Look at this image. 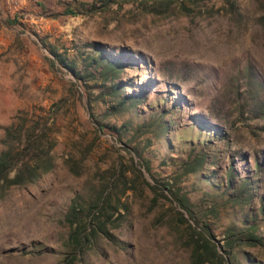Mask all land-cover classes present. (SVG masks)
I'll return each instance as SVG.
<instances>
[{"label":"rangeland","instance_id":"1","mask_svg":"<svg viewBox=\"0 0 264 264\" xmlns=\"http://www.w3.org/2000/svg\"><path fill=\"white\" fill-rule=\"evenodd\" d=\"M232 1L234 8L224 0L176 4L158 15L140 3H97L91 11L94 0H0V153L11 146L8 127L56 119L55 168L36 183L0 191V264H63L72 200L78 194L91 198L121 163L136 184L123 196L128 211L111 227L121 246L101 240L89 253L90 263L191 264L188 228L177 220L178 206L155 199L149 186L154 181L142 161L122 148L127 143L137 149L151 162L153 175L166 179L179 171L173 157L206 136L201 117L224 130L229 143L207 148L209 164L185 177L182 188L219 239L230 225H244L246 215L255 217L264 238V117L257 111L264 107V0ZM43 41L70 55L93 43L137 53L145 68L126 70L122 79L151 81L152 92L139 109L108 116L97 92L90 94L70 73L52 66L54 57ZM167 88L183 98L185 108L164 118L168 130L163 131L153 122L151 107ZM94 118L117 127L130 124L131 130L120 142ZM231 161L243 176L257 172L256 161L262 169L247 204L235 201L234 192L226 193L221 184ZM38 246L52 250L30 253ZM237 258L239 264H264V247L243 246Z\"/></svg>","mask_w":264,"mask_h":264},{"label":"trees","instance_id":"2","mask_svg":"<svg viewBox=\"0 0 264 264\" xmlns=\"http://www.w3.org/2000/svg\"><path fill=\"white\" fill-rule=\"evenodd\" d=\"M204 1L215 0H94V3L91 4V11L97 10V3H101L103 7L110 4L140 3L145 11L163 15L176 4L185 8L188 4H198ZM224 1L230 7H235L234 1ZM71 10L68 12H72ZM43 44L54 57L53 60H50L52 66H58L59 70L70 73L75 79V84L86 88L90 94L97 92L95 99L107 104L105 114L108 116L121 115L127 111L139 109L152 92L151 81L135 83L134 79H122L126 70L138 72L145 68L146 60L137 53L128 50L116 52V50H110L105 46L93 43L85 45L80 53L70 55L66 51L59 53L55 46H48L45 41ZM168 85L166 84L167 87ZM161 93L157 98L156 107L153 105L151 107L153 110L151 116H153V122L159 123V127L166 131L168 127H165L164 118L184 109L185 101L180 95L177 96L178 98L173 96V88L170 90L167 88ZM89 104L92 105L91 100ZM161 105L163 107L160 110ZM168 105L170 106L169 110H166L165 107ZM90 111L91 114H94L92 109ZM257 111L261 112V116L264 117V107ZM200 119V132L201 130L205 131L206 136L202 137L200 144L191 145L190 143L188 152L179 153L178 157H173L172 160L176 162L179 171L166 179H159L153 175L151 162L142 158L137 149L131 150L126 147L127 143H124L125 146L122 150L140 158L142 166L154 181V184H149V186L155 199L164 198L178 206L179 210L175 209L177 220L187 224L188 228L189 244L192 249L191 264H239L237 252L243 246L264 247V238L259 234V224L255 217L251 219L246 215L247 219L244 220V225H230L223 231L222 237L219 239L210 222L203 220L197 214L195 203L181 186L185 177L200 173L209 164L211 157L207 148L213 147L216 141L229 143L230 137L224 130L212 126L202 117ZM94 121L101 131L108 129L111 133L116 134L120 142H123V138L131 130L130 124L117 127V125L102 124L95 118ZM55 125L56 119L49 116L35 121L30 126L22 122L7 128L6 143L11 146L0 153V191L36 183L55 168L56 141L52 136ZM141 131L142 129H136L138 133ZM229 160H232V157ZM131 162L134 166V156H131ZM231 163L232 161L224 171V181L221 184L226 189V193L234 192L231 194L232 197H235V201L247 204L253 199V191L257 190L255 184L258 179L256 176H261L262 169L259 162L256 161L257 172L254 175L243 176L239 167ZM211 164L214 167L217 166L214 161ZM126 172V167L121 163L116 166L110 174V178H107L106 182L98 187L91 198H86L82 194L74 197L65 218L69 234L68 251L63 264H92L89 261V253L98 250L101 240L117 247L121 246L112 233L111 227L120 223L128 211L123 196L136 187L134 180L131 182L128 180ZM217 173L218 170L213 171L211 178L215 177ZM222 186L218 184L220 189ZM261 210L264 212L263 208ZM210 212L216 215L217 207L212 206ZM51 250L49 247L38 246L30 253L47 254ZM250 260L253 262V259Z\"/></svg>","mask_w":264,"mask_h":264}]
</instances>
